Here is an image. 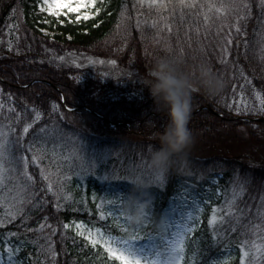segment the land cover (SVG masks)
Masks as SVG:
<instances>
[{
	"label": "trees",
	"instance_id": "16d2710c",
	"mask_svg": "<svg viewBox=\"0 0 264 264\" xmlns=\"http://www.w3.org/2000/svg\"><path fill=\"white\" fill-rule=\"evenodd\" d=\"M247 2L251 4V14L240 21V35L233 25L237 16L244 13L231 11L227 16L213 18L214 24L213 20L205 24L204 40L198 46L192 40L195 22L187 23L195 19L191 16L194 8L181 10L177 0H171L168 8L160 12L150 9L147 2L141 5L140 0H103L102 3L97 0L100 11L93 19L77 22L63 18L56 23L57 32L53 37L40 29L48 16L40 11L39 0H0V125L12 124L20 129L24 122L31 123L35 119L36 112L32 109L40 112L42 118L34 128L47 127L49 134H54V129L59 127L64 133L63 139L56 140L55 145L58 162L62 165L61 174L70 177L63 182L62 191L59 185L54 187L59 195L57 199L47 192V182L41 179L40 169L30 166L29 171L37 181L36 201L11 222L7 216L9 206L0 205V264H9L6 247L15 253L12 264H51L50 254L40 247L46 243L44 237L50 231L46 227L42 232L39 230L45 223L44 217L57 228L52 237L56 264H119L109 258L103 248L93 247L73 230L64 229L63 224L81 221L118 233L119 229L107 215L101 219L103 210L97 209L93 196L113 193L120 197L132 192L133 186L128 181L105 179L110 171L139 177L144 186L138 191H152L154 169L150 167V153L159 147L153 134L166 125V109L162 106L158 109L150 93L136 92L137 88L131 83L123 85L90 76L77 78L72 67L54 59L69 52L97 57L107 54L119 64L136 66L140 71L145 65L154 69L162 59L172 61L177 69L185 72L205 65L222 80L224 87L214 97L210 98L203 90L192 92L188 122L192 143L170 165L166 187L145 196L147 210L154 221L146 225V230L155 232L162 218L175 213L185 203L181 197L187 189V202L192 196H198L207 203L198 227L185 243V264H212L213 261L240 264L243 242L257 239L252 226L264 225L261 217L264 213V156L257 160L241 151V142L231 146L227 141L228 137L235 138L228 136L229 132L243 127L246 138L253 140L257 148L260 145L257 136H264V119L252 120L262 116L256 112L238 116L222 101L232 89L231 85L235 82L237 91L245 77L252 81L250 89L259 93L264 101V52L259 42L264 35V12L258 6L259 0ZM236 3L239 5L240 0ZM16 12L24 15L23 25L19 26L10 47L5 45L3 37L10 17ZM222 36L226 37L227 57L214 59L210 49L216 48ZM229 39L234 41L232 45L227 43ZM188 53L199 56L192 60L187 57ZM230 75L237 80L227 85ZM259 107V102H255L254 109ZM16 113H21L25 120L17 124ZM107 121L127 123L128 127L110 125ZM27 139H32L31 135ZM46 147L52 149L53 143H47ZM74 151L82 158L83 170L73 166ZM52 159L49 153L43 166L53 174L55 181L57 168L55 163L50 164ZM89 162L95 165V175L88 174ZM237 172L248 175L252 181L239 200L243 219L239 224L234 219L231 223H218L214 238L213 229L208 226L212 206L224 205L225 196L232 193L231 181Z\"/></svg>",
	"mask_w": 264,
	"mask_h": 264
},
{
	"label": "snow or ice",
	"instance_id": "6c2138e0",
	"mask_svg": "<svg viewBox=\"0 0 264 264\" xmlns=\"http://www.w3.org/2000/svg\"><path fill=\"white\" fill-rule=\"evenodd\" d=\"M103 0H101V3ZM147 2L150 9L154 8L158 12L166 10L169 6L171 0L165 2V0H140L141 5ZM97 0H42L40 5L41 12H47L49 15L59 17L63 9H67L68 12L76 13V21H88L93 19V14L84 11L81 15V9L95 8ZM177 6L183 10L185 8L192 9L199 6L202 10L205 8L204 4L197 3V0H177ZM261 11L264 12V0H259V5ZM240 10L244 15L237 16V22L233 27L237 35L241 34L242 28L240 26L241 20H246L251 14V4L247 0H240V4L236 3V0H231L230 3L221 2L219 4L209 0L207 3V11L204 14L205 23H208L209 13H216L218 16H227L231 11ZM100 9L96 8V13L98 14ZM139 26V24H138ZM155 27V23L153 24ZM231 35V33L229 34ZM261 50L264 52V35L261 36ZM229 45H232L234 41L229 39L227 41ZM247 46V44H246ZM227 53L228 49H223ZM63 59V57H61ZM264 59V57H262ZM221 62H225L222 60ZM103 63V61H101ZM110 63H115V61H110ZM243 76V72H241ZM246 83L251 84L252 81L245 77ZM257 98H259V93H256ZM231 107V105H229ZM56 110L54 106L53 111ZM236 110L239 112L242 109L239 104L236 105ZM244 111H252L259 114H264V101H262L261 106L258 109H250L247 104L244 106ZM14 112L15 109H10ZM36 112L35 119L31 123L24 122L23 127L17 129L12 124L0 125V205H8L9 211L7 212L8 220L11 222L16 219V216L22 215L24 213L25 207L32 205L37 199V193L34 191L37 181L34 174L29 171L30 166L35 165L40 169V177L43 181L47 182V192L51 193L53 196L59 195L57 191H54V187L59 185L60 190H63V182L70 179L67 175L61 174L62 165L58 162L59 154L56 152V140H62L64 133L59 127L54 129V134H49L47 127L39 128L38 130L34 128V125L41 120V113L32 109ZM25 120V117L21 113H16V123L19 124ZM31 130V132H30ZM31 135L32 139L28 140L27 137ZM52 142L53 148L48 149L46 147L47 143ZM151 150V146H150ZM51 153L53 159L50 164H56V179L53 180V174L48 171L46 167L43 166L44 160L47 158L48 154ZM29 154H31L29 156ZM75 159L73 160V166L80 167L83 170L82 158L78 153L74 151L73 153ZM79 161V163H77ZM153 168L152 166H150ZM89 173L95 175V165L93 163L88 164ZM154 169V176L152 179V191L145 193L138 191L137 198L144 199L145 196L152 195L156 190H162L166 187V181L170 176V167L167 170ZM109 180H123L128 181L133 186V191L142 188V184L139 177H130L126 175H120L115 171H110L108 175L104 177ZM232 193L229 198L225 196L224 205L220 208L212 206V215L208 218V226L213 229V235L215 238L216 225L223 224L225 222L231 223L233 219L237 224H239L243 219V210L239 208L240 197L243 196L246 187L251 184V178L248 175H240L238 172L234 175L232 179ZM187 192L185 189V195L181 199L187 203ZM219 190H217V195H219ZM119 199L122 202V210L119 216L116 217L117 220L123 217L124 224L119 225L121 231L125 234L123 236H112L111 234H103L99 229L95 231L85 230L82 223H76V235L82 236L88 243L93 247L98 244L103 247L107 252L109 258H113L119 264H185V241L189 238L190 234L193 233L197 228V221L199 219L196 213L200 211L199 203L197 200L193 199L187 207L191 209L190 211L182 212L181 222L175 225L176 231L171 234V238L165 243L163 251L157 249L155 245L151 248L138 247L136 241L140 240L142 237L140 231L145 224H151L154 221L149 215V211L145 210L141 213V218H138L135 223L132 222V217L125 211V203L128 199V194H122ZM264 201V197H262ZM111 205L113 201H108ZM207 203V202H204ZM57 208L60 207L59 204L56 205ZM101 205H97L99 210ZM14 209V211H13ZM109 216L113 215L112 212L108 213ZM101 219L105 218V213L100 211ZM262 219H264V213H261ZM45 223L40 225V231L42 232L45 227L48 228L49 234L44 237L46 243L41 245V250L50 254L51 264H56V251L55 245L52 241V237L56 235L57 228H54L51 224L47 223L48 217H44ZM2 223V221H0ZM172 225L169 224L168 227ZM69 224H63L64 229H68ZM236 229L233 228V231ZM29 231H33L29 229ZM252 233L256 235L257 239L252 241L243 242L240 248V264H264V225H254L252 226ZM258 234V235H257ZM147 239H152L151 233H145ZM162 242H164V237L161 236ZM260 241L259 243L257 242ZM247 249V250H246ZM5 251L8 255L9 264H12L13 257L15 255L11 248L6 247ZM18 251V249H17ZM161 256L165 258L160 259ZM212 264H222L219 261H213ZM227 264V262H223Z\"/></svg>",
	"mask_w": 264,
	"mask_h": 264
},
{
	"label": "rangeland",
	"instance_id": "374dc122",
	"mask_svg": "<svg viewBox=\"0 0 264 264\" xmlns=\"http://www.w3.org/2000/svg\"><path fill=\"white\" fill-rule=\"evenodd\" d=\"M201 1L202 3L200 4H204L205 8L202 10L199 6H197L196 8H194L195 10L192 9L191 16L194 17L195 19L187 20V23L193 22V21L195 22L192 28L193 35H194V38L192 37V40L198 46H201L204 40L202 37V31L206 24L204 20V14L207 11V3L209 2V0H201ZM41 4H42V0H40L38 3L39 8ZM96 8H98L97 4L95 8L81 9L80 14L83 15L84 11H88L92 13L93 15H95ZM45 14L48 16V18L42 21L44 26H42V28L40 29L43 33L51 37H53L55 33L57 32L56 23L59 20H62L63 18H65L67 20L76 21V15H77L76 13L68 12L67 9H63L59 17L49 15L47 12H45ZM217 16L218 15L214 12L209 13L208 22L213 20L212 23L214 24L213 18ZM22 18H24V15L20 12H16L13 16L10 17L9 24H8L9 27L6 30L4 37H3V41L5 45H9L11 47L12 39L16 37L17 33H19V26L23 25ZM22 30H24V26L22 27ZM225 41H226V37L222 36L219 39L216 45V48L210 49L211 51L210 54L213 55L214 59L227 57V53L223 51V49H225ZM199 48L201 50V47ZM101 56L102 57H97V56H93V55L86 54V53L69 52V53L59 55V56H55L54 59L56 62L72 67L75 70V76L79 79H83L85 76H90L93 78H98L102 81L114 80L116 82L123 83V85L124 84L128 85V83H131V85L137 88L136 92H139L142 94L149 93V90L147 89V87H145L142 84V82L145 79L151 78L150 73L153 71V68L151 66L145 65L144 70L140 71L139 69H137L136 66L119 64L117 60L111 57H108L107 54H104ZM198 56L199 55H197L196 53L187 54V57H189L192 60L197 59ZM61 57H63V59H61ZM101 61H103V63H101ZM110 61H115V63L114 64L110 63ZM233 80H237V79L230 75L226 84L227 85L230 84ZM240 82H241V85H238L237 91H235L236 87L234 86L235 84L234 82L231 85L232 89L222 99V101L224 102L228 110L232 111L234 114H237L238 116L245 115L246 113L252 112V111L243 110L245 104H247L250 109H254L255 102H259V105L261 106V103L263 101L260 95H259V98H257V95H256L257 92L253 88L250 89V86L252 85L246 83L245 78H242ZM237 104H239L240 108L242 109L239 112L236 110ZM229 105H231V107H229ZM254 129L258 131L256 128ZM231 135H234L235 138L228 137L227 141H229V145L236 146L235 142L236 143L241 142V147L239 148L244 154H247L248 156H252L253 158H256L257 160H261V158H263L264 156V136L263 137L257 136V138L259 139L260 145L256 148V146H254V144L256 143L253 140L251 142L249 138H246L245 130L243 129V127H238L236 130L229 132L228 136H231ZM93 197L95 198L97 205L98 204L101 205V209L103 210L105 215H107L110 222L114 224L116 229H119L118 233L106 231L102 229L101 227L90 225V224H87L81 221H71L67 223L70 225L69 229L76 232L75 224L82 223L84 225L85 230L95 231L96 229H99L100 232L103 234H111L112 236H117V237L125 235L121 231V227L119 226V225L124 224L123 217H120L119 220L116 219V217L119 216L120 211L122 210V202L119 199V197L113 193L112 194H104V193L96 194ZM230 197H231V194L229 198ZM193 199L200 202L199 207L201 210L196 213V215H198L199 217L197 221V225H198L201 219V214L204 210V205L206 203H204L205 202L204 199L199 198L198 196H192V198H190V200L187 203H183L175 213H171L160 220V222L155 227V232L151 233L153 237L152 239H147L145 237V233H150V231L146 230L147 224H145L142 230L140 231V235L142 238L135 242L136 245L138 247H146V248H151L153 245H155L158 250L163 251L166 241L170 239L171 234L176 231L175 225L181 222L180 218H181L182 212L186 213L187 211L191 210L187 207V204H190ZM110 200L113 201L111 205L108 203V201ZM109 212H112L113 215L109 216L108 215ZM169 224H171L172 226L168 227ZM161 236L164 237V242H162ZM97 246L101 247L99 244ZM164 258H165L164 256L160 257V259L162 260ZM0 260H1V255H0Z\"/></svg>",
	"mask_w": 264,
	"mask_h": 264
},
{
	"label": "clouds",
	"instance_id": "9594fccd",
	"mask_svg": "<svg viewBox=\"0 0 264 264\" xmlns=\"http://www.w3.org/2000/svg\"><path fill=\"white\" fill-rule=\"evenodd\" d=\"M142 84L149 90L154 105L166 109L167 123L162 131L153 134L159 147L150 153V166L167 170L174 159L185 153L192 143L188 127L192 105L191 94L203 90L210 98L224 87L222 80L205 65L193 71H180L172 61L162 59ZM138 190L128 194L125 211L135 223L148 208L147 199H138Z\"/></svg>",
	"mask_w": 264,
	"mask_h": 264
},
{
	"label": "water",
	"instance_id": "95a60500",
	"mask_svg": "<svg viewBox=\"0 0 264 264\" xmlns=\"http://www.w3.org/2000/svg\"><path fill=\"white\" fill-rule=\"evenodd\" d=\"M258 119H262V118H258Z\"/></svg>",
	"mask_w": 264,
	"mask_h": 264
}]
</instances>
